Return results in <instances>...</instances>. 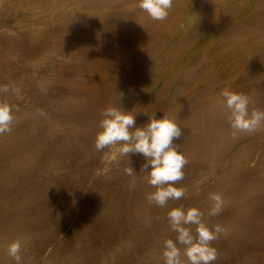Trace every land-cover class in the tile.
I'll list each match as a JSON object with an SVG mask.
<instances>
[{
    "label": "rangeland",
    "instance_id": "374dc122",
    "mask_svg": "<svg viewBox=\"0 0 264 264\" xmlns=\"http://www.w3.org/2000/svg\"><path fill=\"white\" fill-rule=\"evenodd\" d=\"M133 2L0 0V85L10 89L0 94V100L20 107L11 133L0 135V264H15L7 249L17 239L22 243L23 264H164L163 241L175 237L166 212L179 206L198 208L209 227L216 223L223 226L219 239L212 242L219 251L213 264H264V126L240 132L239 137H233L232 130L226 137L219 134L222 138L217 152L205 161L197 157L207 147L201 142L197 143L201 150L195 149L194 134H183L184 138L174 141L188 161L183 169L185 177L176 185L186 192L182 199L170 200L164 207L146 200L155 188L148 184L147 174L139 171L144 163L142 155L131 157L136 173L127 176L123 168L129 161L117 155L120 145L103 151L94 146L100 111L110 106L133 112L137 126L146 124L153 112L158 118L167 115L179 125L182 118L176 115L185 99L174 87L199 63L207 61L208 65L195 78L193 90L202 98L213 93L214 113V103L221 102L224 89L262 83L264 66L250 77L240 76L257 67L251 57H264V23L260 24V37L237 47L225 44L223 35L248 17L263 15L264 0H222V8L209 15L214 25L198 42L199 54H188L170 77L156 68L172 44L169 41L155 51H146L151 58L147 57L146 66L121 65V72L110 77L101 70L108 57L113 63L125 54V45L132 39L124 34L130 27L127 10ZM95 6L100 9L96 13ZM110 10L115 11L113 18L87 26L98 15H109ZM224 13L226 17L220 19ZM105 23L111 25L108 33ZM207 41L217 45L216 52L205 59L210 48ZM233 62H237V70L230 69ZM96 73L109 79L102 92L94 95L80 84L92 79L90 90L98 91L102 82ZM263 95L254 99L264 103ZM38 110L46 115L40 116ZM224 111H217L215 120L219 123ZM219 123L216 121L214 127ZM24 177L28 184L23 185ZM37 183L44 184L39 187ZM209 193L221 195L222 215H208L213 204ZM231 193L236 198L246 195L244 211H236Z\"/></svg>",
    "mask_w": 264,
    "mask_h": 264
},
{
    "label": "clouds",
    "instance_id": "9594fccd",
    "mask_svg": "<svg viewBox=\"0 0 264 264\" xmlns=\"http://www.w3.org/2000/svg\"><path fill=\"white\" fill-rule=\"evenodd\" d=\"M174 0H137V7L146 12L154 20L165 21ZM10 91L8 85H0V94ZM223 106L228 110L225 119L232 129L233 136L240 132H252L264 126V109H249L251 98L243 92L224 89L221 93ZM20 111L19 105H10L0 100V135L11 133L15 113ZM40 116L46 115L38 110ZM100 131L95 136L94 146L97 151L120 145L117 155L127 157L129 166L123 168L127 176L135 175L130 160L134 155H142L144 163L140 172L147 174V182L155 188L146 195L149 204L164 207L170 200H180L186 189L176 186L183 181L186 157L179 150L178 143L183 135L181 127L167 115L158 118L153 112L148 115V122L143 126L136 125V115L117 106H110L100 111ZM213 202L208 211L209 216L223 214V201L219 193H209ZM203 212L196 207L185 209L183 206L173 207L166 212V220L175 233L174 238L163 241L161 254L164 264H213L219 256L212 242L219 239L224 231L223 226L216 223L209 227L203 221ZM195 226L193 230L192 226ZM183 248V253L181 251ZM21 240L9 244L8 255L15 264H23ZM186 257V260H185Z\"/></svg>",
    "mask_w": 264,
    "mask_h": 264
},
{
    "label": "bare ground",
    "instance_id": "6f19581e",
    "mask_svg": "<svg viewBox=\"0 0 264 264\" xmlns=\"http://www.w3.org/2000/svg\"><path fill=\"white\" fill-rule=\"evenodd\" d=\"M108 1H111V0H108ZM123 1L124 0H120V2H122V3H123ZM131 4H132V6L128 7V10H127L128 18H129V21H130V27L126 28L125 31L124 30L123 31H124V34L125 35L127 34V35L131 36L132 39L129 42L128 46L125 45L126 46L125 54H123L121 57L119 56L118 59L115 62L112 63V60L109 57L106 59V61H105V66L106 67H104L103 70H101V71L105 75H107V74H108V76L111 75L110 77H113V76H116L117 74H119L117 71L121 72V70H122L121 65H123V66H126L127 64L128 65H132V66L133 65H136V66H138V65H140V66L145 65L146 64L145 62L148 60L147 57H149V59H151L149 53H147L146 51H148V50L150 51V50H154V49L156 50V49H158V47L166 46L165 44L168 43V41L170 42V44L171 43L172 44L169 45L170 46L169 49L167 48L168 50L164 52V54L162 56V59L159 58L160 63L159 64L156 63L158 65V67H156V68H157L158 71H160V70H161V72L164 71V73L165 74L167 73L166 75H168L170 77L172 75V73L174 72V70L178 68V66L181 67L183 65L182 63L184 62V60L186 59V57H187L188 54L194 53V52L197 53V54H199L200 48L198 47V42L206 35V33L214 25V20L211 19V18H209V15H210V13L215 12V10H218L219 8H222L223 2H222V0H174L173 8L171 9V11L169 13L168 18L165 21H163V22H159V21L152 20L148 16V14L146 12H143L142 10H140L137 7V0H134V2L131 3ZM78 8H80V7H78ZM98 8H99V6H95L93 8L95 10L94 13H96V11H97ZM101 8H102V6H101ZM79 10H81V9H79ZM85 10L87 11L88 9H85ZM98 10H100V9H98ZM114 13H115L114 10H112V11L110 10L109 11V15L108 14L102 15V16H99L98 15L94 19V21H92V22L93 23L94 22L98 23V22L103 21V20L106 21L107 17L108 18L109 17L113 18V15L112 14H114ZM225 17H226V13H224L221 16L220 19H223ZM92 22L88 23L87 26H89V25L90 26H94L95 23L93 24ZM261 23H264V14L263 15L250 16L245 21H242V22L234 25L229 31H227L223 35V42L225 44H228L229 46L231 45V47H237V46L240 45V43H243L245 41L247 43L248 42L247 40H250V39H253V38L255 39V38L260 37V24ZM104 26H105V33H108L110 31V29H111V25L109 23H105ZM85 31L87 32V29ZM85 31L83 30V32H85ZM178 32H179V34H178ZM174 33L177 34L176 35L177 37L174 39V41L171 42L172 36L175 37L174 36L175 35ZM69 39H70V37H68V40ZM205 44H209V46H210L209 50H206L207 52L204 53V58L206 57L205 59H208V57L212 56L214 54V52H216V45L217 44L214 43L213 41H207ZM109 47H111V46H109ZM199 58H201V57L199 56ZM238 61H240V60H238ZM251 61H252V64L256 65L257 67H254L253 69H251L247 73H244L243 76H240L241 78L242 77H250V75L253 72H256V70L259 69V67L264 66L263 65L264 64V57L262 59L261 58H254V59H252V57H251ZM237 62H236V64L233 62L234 63L233 65L230 64L232 67L231 68L228 67V69L230 68L231 70L232 69L233 70H237V68L239 67L237 65ZM225 64H226V62H225ZM243 64H244V62H243ZM206 65H208V62L207 61H206V63H199L198 67L192 66L190 70L188 68L189 71H188V74L186 75V77H185V74H184V76H183L184 78L181 77V79H180L181 81L180 82L178 81L179 84H178L177 87H174V91H175V89H177V92L176 93L179 92L178 95L179 96H183L182 98L185 99V101L184 102L181 101L183 103H182V106L179 108V111L177 112L178 114L176 112L175 113L177 115L175 113L172 114V115L175 114L176 116H179V117L182 118L181 119L182 121L179 122V125H181L180 127L183 130V134L191 133V134H194V136L196 137V142H195V145H194L195 149L198 147L197 146V143L198 144L199 143L201 144V142L203 143L204 146L207 147L206 148L207 150H205V148H204V153L206 152V156H204L203 155L204 153H203V154H200V156L197 157V158H200V159L202 158V161L203 160L205 161V159H207V157L209 158L210 156H214L215 152H217L218 147L220 146L219 144L217 145V143L220 141L219 140V137L222 138L219 134L222 133V135H224L226 137V135L228 133H230L231 130H232L230 128L227 120H225V117H226V114H227L228 110L222 104L223 98H222V100H221L220 103H219V100L217 101V99H216L217 102L214 103L215 104L214 105L215 106V110H217L219 113L223 112L224 111V108H225V111H224L225 114L223 116L221 115L222 116V119H219V120H221L220 123H219V121L217 119L215 120V118L217 117V113L218 112L216 111L214 113V110H212L213 101H214V98H213L214 95H213V93L211 94L210 97L202 98V96H198L197 91L195 92V90H193V85H194L193 82L195 81V78L198 77V75H199V73L201 72L202 69H204V68H205V70L207 69ZM110 66H112V67H110ZM202 66H205V67H202ZM226 68H227V65L225 67V70L228 71V69H226ZM98 70H99V68H98ZM225 70L223 68V71H225ZM231 70H229V71H231ZM219 71L220 72H218L217 69H216L215 72L216 73L217 72L218 73H222L221 70H219ZM229 71L227 73H229ZM98 72H100V71H98ZM175 72L177 73V70ZM212 75H213V77L215 76V74H211V77H212ZM218 75L221 76L220 74H218ZM95 76L99 77L100 81L102 82V85L98 89V91H91L90 90V86H91L90 84H91L92 79L91 80L88 79L87 81H83V83L80 84L81 85L80 87H83L82 89H88L89 90L88 92H92L93 94L94 93L96 94L98 92H102V88L106 87V84L107 83L105 85H103V84H104V82H105L106 79H109V77L105 79V76L99 75L97 73L95 74ZM162 76H163V74H162ZM216 77L218 78V76H215V78ZM237 78L238 77H235L233 79V81H232L233 84L237 81ZM170 80H171V78H170ZM212 80L214 82L216 79L212 78ZM218 80H219V78H218ZM244 80H246V79H244ZM238 82H239V80H238ZM166 83H168V82H165V84ZM147 84H148V82H147ZM102 86H104V87H102ZM223 86H225V85H223ZM213 90L216 91V89H213ZM231 90L232 91H235V92H243V93L247 94L251 98L252 103H250V105H249V109L250 110L252 108H258V109H263L264 108V103H260L259 104V102L257 101V99L259 98V96L261 94L262 95L264 94V81L262 83H260V84L254 85V86L253 85L252 86H247V87L245 86V87H242V88H239L238 87V88H233ZM92 93H90V94H92ZM162 95H159V96H162ZM89 96H91V95H89ZM255 96H257L258 98L257 99H254ZM157 98H158V96H157ZM131 99H132V97H131ZM152 99H154V98H152ZM155 99H156V97H155ZM262 99H263V97H262ZM144 100H145V98H144ZM158 100H159V98H158ZM260 100H261V98H260ZM126 101H127V99H126ZM263 101H264V99H263ZM146 102H149V101H146ZM181 102H178V103L181 104ZM96 103H97V101H96ZM219 109H221V111H219ZM213 113H214V115H213ZM212 116H214V117H212ZM176 120H178V119H176ZM216 121L220 124V125L218 124L219 125V127H217L218 129L214 127V123ZM241 134L242 133H240V135ZM235 136H233V137H235ZM225 137H223V138H225ZM182 138H184V137H182ZM221 146H223V145H221ZM225 146H223V147H225ZM194 155L195 154H193V156ZM233 157H235V156L233 155ZM10 158L11 157H9V159ZM8 163H10V161ZM1 177H2V175H1ZM25 178L26 177H24V180L22 181L23 182V185H25V182H26V184L29 183V182L27 183V180H26L27 178L26 179ZM230 180H231V178H230ZM32 181L35 182V180H32ZM235 182H236V180H235ZM37 184L39 185V187H41V185L44 184V183H37ZM230 185H232V184H230ZM229 187H231V186H229ZM227 190L229 191V189H227ZM236 190H239V189H236ZM242 192L244 194V191L243 190H242ZM232 193H231V195L234 196V194H232ZM237 193H238V191H237ZM243 194H240V196H238V198H236L234 196L235 197V202H233L234 199L233 200L231 199L232 202L234 203L232 205H234L236 211H241L242 212L246 208V207L244 208L243 205H242V204L245 205V203H242V202H243V200H245L244 198L246 196V195L242 196ZM237 209H239V210H237ZM245 212H247V211H245ZM246 214L244 213V215H246ZM256 219L257 218H255V220ZM247 221H249V220H247ZM99 231L101 232V230H99ZM98 232H97V234H99ZM109 238H111V237H109Z\"/></svg>",
    "mask_w": 264,
    "mask_h": 264
}]
</instances>
